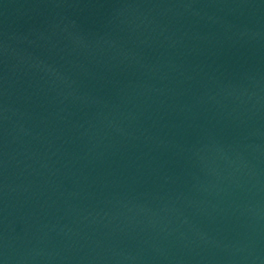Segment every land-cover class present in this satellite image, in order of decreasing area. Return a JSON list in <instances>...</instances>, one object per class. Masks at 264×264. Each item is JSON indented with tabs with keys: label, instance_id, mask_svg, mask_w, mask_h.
I'll return each mask as SVG.
<instances>
[{
	"label": "water",
	"instance_id": "obj_1",
	"mask_svg": "<svg viewBox=\"0 0 264 264\" xmlns=\"http://www.w3.org/2000/svg\"><path fill=\"white\" fill-rule=\"evenodd\" d=\"M0 264H264V0H0Z\"/></svg>",
	"mask_w": 264,
	"mask_h": 264
}]
</instances>
